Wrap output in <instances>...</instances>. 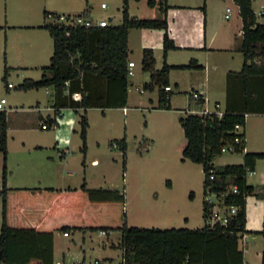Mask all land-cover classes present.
Instances as JSON below:
<instances>
[{
    "label": "trees",
    "instance_id": "obj_1",
    "mask_svg": "<svg viewBox=\"0 0 264 264\" xmlns=\"http://www.w3.org/2000/svg\"><path fill=\"white\" fill-rule=\"evenodd\" d=\"M239 9L242 21V37L238 47L243 56V65L238 73H228L242 80L243 91L248 92V78L264 77V23H257L250 0H233ZM149 7L157 6V18H137L128 13V0H121V24L105 27L94 25L85 10L77 16L66 18L82 19L85 24H64L58 14L43 11L45 19L41 26L52 39V55L48 66L41 69L39 80L24 79L18 90L41 87L52 89V116L42 119L45 129L58 125L62 109H72L78 117L81 151L86 150V111L98 108L102 111L124 108L127 102L128 47L127 37L131 29L163 30V58L169 50L176 49L167 30L164 0H147ZM264 17V13L262 14ZM260 60L255 64L253 60ZM191 59L186 65L170 66L163 62L155 68L153 51L143 48L141 69L149 73V81L143 83L144 90H158V107L170 109L169 86L171 69H200ZM7 68H4L6 79ZM201 96L192 98L190 109L203 110ZM241 111L226 107L221 117L214 112L203 115L187 114L179 119L186 144L182 149L181 161L189 160L202 165L204 174L203 194L208 184L215 191L228 185L237 187L236 194L225 197L224 204L236 207V212L226 226L218 223L206 224L208 208L202 202L204 226L201 228H138L126 224L124 192L118 190L87 189L83 183L79 189L64 191L53 188H8L6 186L7 158V113L0 110V153L1 174V225L0 264H53L52 238L54 231L120 232L117 248L122 256L118 264H245V204L250 195L264 196V186L255 187L246 182V170H254L257 159L263 153H244L241 164L215 166L213 160L219 156L223 146L233 144L236 134L234 126L244 124ZM264 113V112H263ZM114 143L123 153L125 138ZM209 170L214 179L208 180ZM124 173V171H123ZM260 234L264 243V232ZM242 245V246H241ZM264 264V251L261 256Z\"/></svg>",
    "mask_w": 264,
    "mask_h": 264
},
{
    "label": "rangeland",
    "instance_id": "obj_2",
    "mask_svg": "<svg viewBox=\"0 0 264 264\" xmlns=\"http://www.w3.org/2000/svg\"><path fill=\"white\" fill-rule=\"evenodd\" d=\"M129 1L130 13L139 17L154 15L158 9L157 6L150 8L146 4L147 0ZM101 3H105L107 8H101ZM226 6L236 11L237 5L233 1H226L223 11ZM262 6L264 0L252 2V9L257 14V23H264V17L259 13ZM87 7L93 20L111 19L112 24H121V0H7L8 24L14 27H9L7 33L0 39V99H5L4 110L7 113L6 185L36 187L38 180L42 182L45 177H67L71 172L72 176L68 178L72 184L74 181L79 183L85 179L91 188L124 189L126 194L124 210L128 212L131 210L135 214L136 202L133 193L135 187L153 189L161 195L167 190V183L171 181L172 199L176 202L180 215L176 217L177 219L173 217L166 222L149 220L137 227L156 229L203 227L205 222L202 212L204 180L202 165L189 160L180 161L182 145L186 139L179 119L189 113L172 107L159 108L157 87L151 91L142 88L143 83L149 81V73L141 69L140 53L134 48L136 31L130 30V44L133 48L130 58L137 65L133 71L134 75L128 78L131 84L128 85L126 111L123 112L122 108L107 109L104 112L98 108L87 110L85 153L81 151L78 117L72 110H63L58 125L48 129L41 128L40 123L43 120L40 116L46 119L47 115H53L51 88L18 90V85L24 79L39 80L41 69L50 63L52 39L48 31L41 26L51 19L43 17V10L60 15L67 13L77 15ZM238 56L243 62L240 52L237 53ZM160 61L161 57H158L157 67ZM5 67L7 73L6 79L3 80ZM183 74L179 71L178 78L188 80L189 77ZM8 83L12 85L11 88L7 87ZM138 88L143 92L140 93ZM172 93L173 96H180L177 97L175 106H183L188 94L179 93L174 85ZM194 111L199 113L198 110ZM122 138L126 141L124 165L122 151L112 147L115 141ZM148 145L152 149L146 152L144 148ZM65 149L70 150L71 154L66 158H58L57 151ZM242 160L243 154L235 152L222 153L215 157L213 162L220 166L226 163L240 164ZM1 174L0 153V190ZM246 177L251 182L255 179L249 174ZM46 183L51 185L49 184L51 182ZM183 217H188L187 223L183 221ZM130 223L128 226L134 227ZM120 235L118 231L103 235L99 232H90L88 240L91 252L88 263L94 264V257L105 255L113 256L116 263L120 258V251L109 245L111 243L117 245ZM251 236L247 237V245L252 244L255 249L260 239L255 237L251 240ZM104 246L110 253L102 251Z\"/></svg>",
    "mask_w": 264,
    "mask_h": 264
},
{
    "label": "crops",
    "instance_id": "obj_3",
    "mask_svg": "<svg viewBox=\"0 0 264 264\" xmlns=\"http://www.w3.org/2000/svg\"><path fill=\"white\" fill-rule=\"evenodd\" d=\"M164 1L167 6L165 13L167 20V30L170 38L174 42L176 49L167 51L165 57L163 58V30L133 29L136 31L134 34L136 46L134 48L140 53V66L141 52L143 48L152 49L156 69H160L163 62L170 66H178L186 65L191 59H194L196 63L201 66L200 69H171L168 74V83L171 88L169 91L171 94L169 100L170 108L172 107L173 109L175 108V110H180L191 114L193 110H191L189 106L193 98L191 95L194 92L202 97L204 101L202 108L208 112H212V110L224 112L226 107L235 111H241L247 108L250 113L247 115L246 118H248V120H245L244 125L245 153L264 154V128H262V121H264V77H249L248 92L243 91L241 78L233 76L229 78V81H227L228 73H238L243 65L241 58H239V56L237 57V53L239 52V42L241 41L242 37V21L239 16L238 7L236 6L235 11L230 6H226L223 11V5L228 0ZM130 4L131 3L128 0V13L130 16L137 18H157L160 16L158 9L155 11L154 15H149L146 17L132 15L130 13ZM227 7L231 9V12L226 17L225 10ZM85 10H88V15L94 25H97L99 21L103 20L102 18L98 21L93 20L90 15L89 8H85L82 12ZM67 15L72 17L77 16L75 14L73 15L69 13L60 16L66 17ZM8 19L7 0H0V39L7 33L9 27H14L8 24ZM107 22L110 25H114L112 24L111 19L107 20ZM127 47V60L128 62L133 61L134 68H136V62L130 58V52H133L132 45L130 44V31L127 37ZM158 57H161L159 67H157ZM177 71L183 72L185 77H189L188 80L183 81L179 79L177 76ZM172 85L178 89L179 93L188 94V98L184 100L185 103L181 107H176L177 105L175 102L177 101V97L180 96L172 95ZM215 105L218 106L217 109H215ZM63 110L72 109H62L61 116H63ZM122 111H126V106L122 108ZM250 117H252V119ZM57 143L58 141H56V144ZM185 144L186 141L182 146L184 147ZM144 149L146 152H148L149 149H152V147L148 145ZM71 176L72 173L70 172L68 173L67 177H45L42 180V182L45 183H42L38 180V185L36 187L6 186L8 188H53L64 191L66 189H79L84 183L87 189L118 190L120 192H124V189L120 190L117 188L88 187L87 182L83 178V182L79 181V183H76V181H74L75 183L72 184L68 178ZM252 176L255 178L253 182L249 181L246 177V182L248 185L255 187L264 186V157L255 161ZM46 182H51L49 183L51 185H46L48 184ZM172 191L173 184L171 181L170 183H167V190L163 191L161 195L157 191H153V189L135 187L133 193H135L136 212L134 214V212L131 210L130 212H128V210H124L127 226L129 222H131L130 224H133L134 227H137L142 226L139 224H144V222L149 220L154 222H166L173 217L176 218L179 216L180 212L177 209V204L172 199ZM125 195L126 194L124 192V199ZM245 213V230L248 232L244 235L245 243L243 252L245 264H261V256L262 252L264 251L263 238L260 234H254L253 232H264V196L261 197L257 195H250L246 197ZM183 221L187 223L188 217H183ZM64 233L65 232L62 231H54L53 233V264H89L87 260L89 253L91 252V246L88 240L90 237V231H71L67 234V236H64ZM248 236H251V240L255 239V237L260 239L258 240V244L255 249H253L252 244L247 245ZM117 245H112V243L109 245V247L116 248L120 251V258L116 263H114V257L111 255L94 257V262L97 261L98 264H118L121 260L122 251L121 249L117 248ZM102 251L110 253V250H106L105 246L103 247Z\"/></svg>",
    "mask_w": 264,
    "mask_h": 264
},
{
    "label": "built area",
    "instance_id": "obj_4",
    "mask_svg": "<svg viewBox=\"0 0 264 264\" xmlns=\"http://www.w3.org/2000/svg\"><path fill=\"white\" fill-rule=\"evenodd\" d=\"M251 2L255 1V0H250ZM101 8H107V5L105 3H101ZM226 17L229 15V13L231 12V9L229 7L226 8ZM254 11V10H253ZM260 16H262V14L264 13V6L261 7V10L259 11ZM255 16H257L256 12L254 11ZM59 22H62L66 25L68 24H85V22L82 19H73V18H66L65 16H61L58 20ZM108 25V22L106 19H103L101 21H99L97 23V26L99 27H105ZM253 63L255 64H260L261 61L254 59ZM133 68H134V62L133 61H129L127 63V78L131 77L134 75L133 72ZM131 84V82H129L128 80V85ZM8 88H11L12 85L10 83L7 84ZM165 91H170L171 88L170 86H166ZM138 91L140 93L143 92L142 89L138 88ZM194 99L197 98L199 95L197 93H192L191 95ZM5 99L2 98L0 99V110H4V104H5ZM217 105H215V109H217ZM214 112L218 117H221L223 112H219L217 110L212 111ZM212 112H208L206 110H200L199 113H195V111H192L191 114H197V115H203V114H207V113H212ZM248 114H244V122L246 120ZM244 124H236L234 126V132L236 134V137L234 138L233 144L230 145H226L223 146L220 149V153H245V136H244ZM40 126L42 129H45L47 124L45 122H41ZM113 148H117V144L113 143L112 144ZM70 155V151L68 149L66 150H62V151H57L56 156L58 158H66L67 156ZM246 173L249 175L253 174V170L251 169H247ZM214 179V175H213V171L209 170L208 173V180H213ZM214 186L212 184H208L205 187V193L203 194V200L202 202H204V205L207 206L208 208V212H207V219H206V224L213 226L214 224L218 223L220 225L226 226L230 219L231 216H233L236 212V207L233 205L227 206L224 204L225 201V197L230 195V194H236L237 193V187L234 185H228L226 187H224V189H222L221 191H215ZM264 193V191H263ZM101 235L105 234V232H99ZM64 236H67V233H64ZM95 264H98L97 261L94 262Z\"/></svg>",
    "mask_w": 264,
    "mask_h": 264
}]
</instances>
